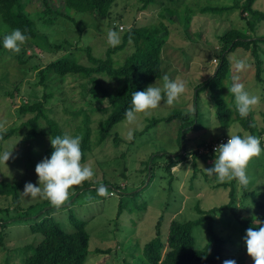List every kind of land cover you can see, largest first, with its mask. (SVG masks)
Returning <instances> with one entry per match:
<instances>
[{"label": "rangeland", "instance_id": "1", "mask_svg": "<svg viewBox=\"0 0 264 264\" xmlns=\"http://www.w3.org/2000/svg\"><path fill=\"white\" fill-rule=\"evenodd\" d=\"M186 1H191V3L200 1V6L205 4L228 6L236 0ZM57 4L58 2L54 0V5ZM167 4L172 6L171 2ZM139 6V0H116L112 7L111 24L107 19H98L82 12L69 11L71 17L75 16L77 24L59 19L52 26L39 25L40 30L48 35L51 42L62 43L64 46V49L53 48L49 56L61 57L72 51L79 61L86 62V55L82 49L89 46L93 55L105 57L106 50L110 46L107 43L106 35L109 29H114L121 35L123 30L131 24L141 26L159 19V12L162 8L160 2L148 4L144 9H139ZM253 7L264 10V0H255ZM26 9L31 16H34V12H40L42 7L39 0H26ZM167 11L164 12L165 19H163L169 30L168 39L161 53L163 72L161 77L151 84L155 82L157 86H160L162 76L167 74L170 79L186 81V88L172 105L161 101L156 109L137 113L132 122L126 118L120 120L113 125L112 129L113 132H117V142L113 140L114 136L111 134L101 144L86 152L85 160L81 163L91 165L93 168L94 174L89 179L98 181L99 185L100 183L104 184L107 187V193L102 197L96 191L99 185L96 188H92L91 185L89 186L91 188L84 192L81 191L74 201L76 204L73 206H75L77 217L87 220V228L90 231L89 252L85 264H123L124 256H127L129 260H134L139 255L134 244L142 246L144 242L155 235L156 224L160 216L163 219L159 227L163 233L169 219L196 218L199 216L196 206L208 209L212 206L225 204L229 200L230 185L219 186V182L214 177H210L203 169L212 167L214 158L205 162L198 158L194 162L192 156L186 153L184 159L177 161L181 165V169L173 170L172 166L171 177L167 174L163 164L177 154V134L180 121L178 117L156 122H151V119L165 117L171 111L183 114L194 111L196 108L195 87L213 74L219 61L217 36L231 26L246 29V19L235 8L230 11L228 9L220 10L217 14L196 12L191 16L187 30H185L183 21L178 15H171ZM0 23L1 33L11 31L1 20ZM255 35L264 36V21L256 24ZM259 46L262 61L261 76L264 78V43H259ZM21 49L25 50L22 56L26 58L24 63L17 60L15 52L0 47V131L19 127L28 115L20 114L18 106L25 101L40 99L43 93V86L38 82L39 67L34 65L35 63L42 64L41 52L30 40L25 41L20 46ZM131 50V45H127L112 54V57L119 61L117 63H121ZM29 55L36 57L28 58ZM227 57L230 62L233 82L243 83L250 94L260 97L261 102L252 106L250 112L255 122L260 127H264V82L256 79L255 63L251 61L253 59L251 49H236ZM34 59L37 62H34ZM238 61H243L246 66L237 70L236 63ZM101 79L110 90L115 88V80L107 77H101ZM79 83V79L71 77L51 82L50 87L54 96L48 101L50 115L63 125L65 134L73 136L77 133L76 127L81 115L73 118L72 112L84 103L80 96ZM9 92L13 96L6 94ZM95 98L92 105L101 108L108 105L107 101H99ZM196 105L200 114L202 113V117H200V126L197 130L195 128L187 130L186 135L190 138L184 141L186 152L190 150H197L199 153L206 152L205 148L220 135L228 137V135L237 132H241L242 135L250 134L239 124H233L228 129L217 124L215 103L210 96L209 89L199 93ZM107 114V110L99 109L91 115L93 121L91 140L98 128V121ZM64 123L67 124L64 125ZM40 125L45 128L43 121ZM27 129L25 126H20L11 136L0 138V153L11 151L9 159L5 163L3 159H0V182L19 186L18 191L23 207L46 200L40 195L32 197L31 194H23V191L26 183L37 184L38 178L34 168L38 162L46 158L43 150L49 142L48 137L38 135L26 143L19 144ZM146 159L149 172L150 165H152V171L155 174L149 183V177H147L142 187L140 185ZM194 165H196V169L193 168ZM246 172L250 181L247 187H242L236 180L226 181L231 182V186L234 188L233 209H227L223 213L217 214L214 224L218 232L230 236L232 242L228 244L225 255L227 260H237L236 264H251V257L244 250L242 237L244 233L240 230V224L232 211L234 210L241 218L252 216L254 212L259 213L250 199L243 198V193L245 190L258 189V192L261 193L259 199L264 200V152L249 161ZM147 183L148 186L145 187ZM73 186L69 189L68 197L72 194L76 195ZM123 186L133 189L134 192L126 195L116 192L118 187ZM139 189L142 192L137 195L140 192ZM121 196L123 200L130 199L131 205L137 204L139 207L133 213L125 212L115 225L116 206ZM11 199L9 195L6 197L0 195V209H2L0 217L7 215L4 208L10 209L7 216H14L16 210ZM57 211L66 212L67 207L62 203L59 207L57 205L54 213ZM57 217L66 223V214H60ZM195 235L197 245L202 246L208 237L206 223L197 227ZM21 236V228L11 227V231L4 239V247L0 245V264L5 258L15 264H21L20 255L16 249L32 241L33 235ZM96 248L105 251L97 252Z\"/></svg>", "mask_w": 264, "mask_h": 264}, {"label": "trees", "instance_id": "2", "mask_svg": "<svg viewBox=\"0 0 264 264\" xmlns=\"http://www.w3.org/2000/svg\"><path fill=\"white\" fill-rule=\"evenodd\" d=\"M39 1L42 10L38 13L34 12V16H31L26 9V0H0L1 22L6 24L10 30L21 29L22 32L29 36L28 40L41 52L40 59L42 64H33L39 67L38 82L43 86V93L40 99L25 101L17 108L20 114L28 115L20 124V126H25L28 129L19 144L26 143L38 135L46 136L49 138V142L43 152L46 157L50 155L52 151L50 139L57 135L62 136L65 134L63 125L54 116L50 115L48 101L54 96L50 86L51 82L58 79L63 80L67 77L80 80L79 92L81 99L84 101L81 106L76 108V111L72 112L73 118L81 115L79 124L76 127L77 133L74 135H78L81 138V162L85 160L87 151L101 144L111 134L114 136L113 140L117 142L118 135L117 132L112 131L113 125L126 118L125 111L131 107V94L134 91L144 90L162 75L161 53L169 33L168 26L163 22V19H165L164 12L168 10L167 12L171 15L177 14L183 21L184 29L187 30L191 16L196 12L217 14L220 10L228 9L230 11L234 8L238 9L240 15L246 19L247 27L243 29L231 26L217 36L219 61L213 74L195 87L196 108L194 111L184 114L171 111L165 117L152 118L151 122L172 120L175 117H178L180 121L179 133L177 134V154L163 164V168L170 177L172 166L179 159H184L186 153L192 156L194 162L198 158L204 162L214 158V151L199 153L197 150H190L186 152L184 146V141L190 138L186 135L187 130L194 128L197 130L200 126L202 113L200 114L196 103L199 93L206 89L210 90V96L214 100L215 115L217 124L220 127L228 129L233 124H239L250 134L264 137L262 136L264 127H260L255 122L251 112L246 117H240L235 108L234 97L228 91L233 82V77L227 56L236 49H251V54L253 55L251 61L255 63L256 79L264 82V78L261 76L262 61L260 59L261 50L259 46V43H264V36L255 35L256 24L264 21V10L253 7L255 0H236L232 5L228 6L208 4L200 6V1L199 3H191V1L186 0H139V9H144L148 4L160 2L162 8L159 12V19L156 22L141 26L135 24L127 26L120 35L121 43L115 47L109 46L105 57L95 56L89 46L84 47L82 51L86 55V62L79 61L72 54V51L61 57L49 56L53 48L64 49V46L62 43L51 42L48 35L40 30V26H52L59 19L77 24L75 16L71 17L69 11L73 13L82 12L98 19H107L109 24H111L112 7L116 0H56L58 2L57 5H54V0ZM168 2H171L172 6H169ZM7 32H0V39ZM66 43L69 44L68 42ZM127 45H131V52L121 63H117L119 61L114 60L112 54ZM24 53V49L17 53L15 52L19 62L24 63L26 61V58L22 57ZM27 57L33 58L36 56L29 55ZM33 61L37 62L35 59ZM101 77L115 80V88L110 90L103 84ZM6 94L13 96L10 92ZM94 98L99 101H107L108 105L105 108L94 106L92 105ZM79 102L81 101L79 100ZM73 103L75 104V102ZM99 109L107 110L108 114L98 121V128L94 138L91 140V124L93 123L91 115L95 110ZM41 121H43L45 128L44 126L41 127ZM66 124L64 123V125ZM19 127H11L8 130L0 131V138L11 136ZM206 128L208 127L206 126ZM237 134L242 135L241 132H237ZM221 137L224 136L220 135L215 139ZM261 146L264 148V140H261ZM147 159L143 165L144 172L141 178L142 184L140 185L142 187L146 178L149 177V183L155 174L152 171V165H150L149 172ZM193 168L196 169V165ZM98 183L96 180L86 179L80 184L74 185L73 188L76 195L73 196L72 194L63 202L67 207V211L54 213L57 205H53L48 199L23 207L18 191L19 186L0 182V195L11 196L14 209L16 210L14 216L10 217L7 216L10 209H3L7 215L0 217V245L4 247V239L11 231V227L14 229L21 228L22 236L33 235L32 241L16 249L20 255L21 264H85L86 256L89 252L90 231L87 228V220L77 217L75 206L73 205L76 204L74 201L81 191L84 192L91 188L89 187L91 185L92 188H96L99 185ZM148 183L145 187L148 186ZM229 185L231 189L227 203L212 206L208 209L196 206L199 213L198 217L185 220L171 218L163 233L159 227L163 219L160 216L156 224L155 235L144 242L142 246L134 244L139 255L134 260H129L127 256H124L122 259L123 264H222L224 260H227L225 254L227 253V246L232 240L229 235H223L218 232L214 224L217 214L223 213L227 209H233L234 188L231 186L232 183H219V186L226 187ZM139 191L137 195L142 192L141 189ZM116 192L126 195L131 194L134 190L123 186L118 187ZM260 194L258 189L245 190L243 193V198L250 199V202L258 209L259 213L254 212L252 216L241 218L234 210L232 211L244 235L246 229L257 226L255 221H264V200L259 199ZM72 197L74 199L71 200ZM122 198L121 196L116 206L115 225H117V220L121 215H124L125 212L133 213L139 207L137 204L131 205L130 199L123 200ZM1 211L2 209H0ZM60 214H66V223L57 217ZM204 223H206L208 237L202 246H198L195 230ZM115 228L117 229V227ZM243 247L246 251L245 244ZM96 251L104 252L105 250L96 248ZM250 262L254 264L252 258ZM2 264L15 263L5 258Z\"/></svg>", "mask_w": 264, "mask_h": 264}, {"label": "clouds", "instance_id": "3", "mask_svg": "<svg viewBox=\"0 0 264 264\" xmlns=\"http://www.w3.org/2000/svg\"><path fill=\"white\" fill-rule=\"evenodd\" d=\"M107 43L110 46H117L121 42L120 34L113 29L107 32ZM29 39V36L15 28L7 32L0 39V47L12 52H19L20 46ZM243 61L236 63L237 70L244 68ZM162 84L157 86L155 82L149 84L144 90L134 91L131 94V107L126 109L125 117L129 122L136 118L137 113L147 112L156 109L161 101L172 105L175 100L184 93L186 81L170 79L167 74L162 76ZM234 97L235 108L240 117H246L252 106L261 102L260 97L250 94L245 89L243 83L234 81L228 89ZM80 137L70 134L57 135L50 139L52 151L50 155L43 158L35 165L34 171L37 176V184L31 182L24 186L23 194L37 195L48 199L53 205L63 203L69 196V189L73 185H78L82 181L93 176L91 165L82 164V151ZM260 137L245 133L243 135L233 133L228 135L224 143H220L214 148L213 166L203 168L210 176L219 183L236 180L242 187H247L249 177L246 169L249 161L253 157H258L264 152L261 146ZM11 151L0 153V159L4 163L9 159ZM181 169V165L176 163L173 170ZM98 195H105L107 187L100 184L96 189ZM254 227L246 229L243 237L246 252L252 258L254 264H264V221H255ZM222 264H236L234 260H224Z\"/></svg>", "mask_w": 264, "mask_h": 264}, {"label": "built area", "instance_id": "4", "mask_svg": "<svg viewBox=\"0 0 264 264\" xmlns=\"http://www.w3.org/2000/svg\"><path fill=\"white\" fill-rule=\"evenodd\" d=\"M228 137L224 136L221 137L219 139H215L214 141H212L207 148H205L206 152H210V151H214V148L219 145L220 143H224V141H227Z\"/></svg>", "mask_w": 264, "mask_h": 264}]
</instances>
